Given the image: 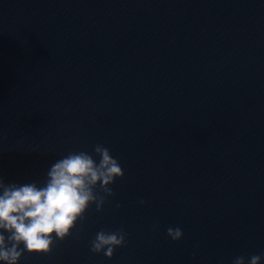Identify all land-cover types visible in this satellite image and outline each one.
<instances>
[{
	"label": "water",
	"instance_id": "1",
	"mask_svg": "<svg viewBox=\"0 0 264 264\" xmlns=\"http://www.w3.org/2000/svg\"><path fill=\"white\" fill-rule=\"evenodd\" d=\"M97 144L113 195L19 264H232L264 241V0H0V177ZM100 230L127 234L110 259Z\"/></svg>",
	"mask_w": 264,
	"mask_h": 264
},
{
	"label": "clouds",
	"instance_id": "2",
	"mask_svg": "<svg viewBox=\"0 0 264 264\" xmlns=\"http://www.w3.org/2000/svg\"><path fill=\"white\" fill-rule=\"evenodd\" d=\"M122 176L119 161L97 144L91 154L74 151L56 160L42 182L5 183L0 177V264H19L25 252H50L84 220L90 205L100 211L105 197L113 195L109 186ZM97 186L103 196L96 194ZM166 234L177 241L183 233L179 227H169ZM126 235L122 230H100L90 241V251L110 259L114 249L126 243ZM262 259L264 255H252L247 261L238 256L232 264H261Z\"/></svg>",
	"mask_w": 264,
	"mask_h": 264
}]
</instances>
